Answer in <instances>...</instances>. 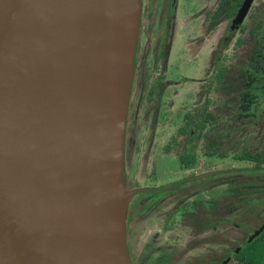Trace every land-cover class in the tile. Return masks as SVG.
<instances>
[{"label":"water","instance_id":"obj_1","mask_svg":"<svg viewBox=\"0 0 264 264\" xmlns=\"http://www.w3.org/2000/svg\"><path fill=\"white\" fill-rule=\"evenodd\" d=\"M137 3L0 0V264H130L120 185ZM87 198L103 238L78 221Z\"/></svg>","mask_w":264,"mask_h":264},{"label":"flooded vegetation","instance_id":"obj_2","mask_svg":"<svg viewBox=\"0 0 264 264\" xmlns=\"http://www.w3.org/2000/svg\"><path fill=\"white\" fill-rule=\"evenodd\" d=\"M153 2L159 10V42H153V77L145 88L140 119L143 180L131 192L127 208L130 264H264V110H249L251 104L259 103L258 97L244 92L238 111L225 115L227 127L218 137L215 134L217 118H221L216 115V87L226 84L234 55L263 43L264 0H203V5L195 7L193 49L198 48L193 58L198 61L203 48L207 57L191 107L181 113L180 122L160 148L161 153L173 157L177 172L156 183L149 167L159 143L154 136L158 100L167 83L160 43L176 0ZM151 12L143 11L141 32ZM140 54L137 46L134 75ZM177 92L172 90L171 96ZM165 103L170 108L172 97ZM130 105L129 96L124 142ZM125 159L126 168L128 155ZM156 194L155 203L140 212L146 200ZM143 229H148V234L139 239Z\"/></svg>","mask_w":264,"mask_h":264},{"label":"rangeland","instance_id":"obj_3","mask_svg":"<svg viewBox=\"0 0 264 264\" xmlns=\"http://www.w3.org/2000/svg\"><path fill=\"white\" fill-rule=\"evenodd\" d=\"M151 3L153 6L151 7ZM203 0L198 3L197 0H176L171 7L170 14L167 19L165 28V38L160 43L165 53V70L167 83L162 89L161 96L158 100V108L155 119V134L159 139V143L152 152V163L149 167L151 180L153 183L159 182L169 175L176 173L175 161L173 157L161 153L160 148L166 136L173 131L176 125L180 122L181 113L191 107V101L196 89V83L201 76V67L205 64L207 57V49L203 48L198 61L193 58V40L197 35V30L194 24L197 21L198 13L195 7L203 5ZM149 6L151 8H149ZM149 21L147 27L141 32L138 26V32L135 40L134 56L132 59V76L130 81L129 95L131 99V113L129 124L126 127L127 136L123 144V160L125 155H128L129 160L126 168L123 166L121 171L120 199L127 203L132 199L131 192L135 188H139L143 180L142 170L139 164V156L141 152L140 136L142 129L140 119L144 106V92L148 82L152 79L153 73L151 65L153 61V42L159 38L157 30L158 25V8L154 5L153 0H138L137 16L140 21L145 13L149 12ZM144 11V13H143ZM140 32V33H139ZM203 42L201 43V45ZM200 45V46H201ZM137 46L141 48V54L137 62V72H135V54ZM195 62V63H194ZM233 69L229 73L226 84L224 86L217 85L216 101L218 105L216 109L217 120L219 124L216 127L215 134L222 133L227 127L225 115L238 111V103L240 96L244 92H248L258 97L259 103L250 105L249 110H264L262 98L264 97V40L261 44L259 41L256 45H250L246 50L234 55L232 60ZM248 86V87H247ZM178 90L177 95L171 96L172 90ZM229 96L227 99H225ZM172 97L173 103L170 108L166 105L167 98ZM229 98H231L229 100ZM212 104V105H215ZM256 107V108H255ZM223 113L224 115H219ZM127 116V115H126ZM125 163V161H124ZM124 165V164H123ZM155 188V187H154ZM158 194L150 196L143 204L140 212L147 210L146 205L155 203ZM126 230V217L124 218ZM151 228H149L150 231ZM163 230L159 232L162 234ZM148 234V229H143L140 232L139 239ZM127 238V236H126ZM127 240V239H126ZM127 243V242H126Z\"/></svg>","mask_w":264,"mask_h":264},{"label":"bare ground","instance_id":"obj_4","mask_svg":"<svg viewBox=\"0 0 264 264\" xmlns=\"http://www.w3.org/2000/svg\"><path fill=\"white\" fill-rule=\"evenodd\" d=\"M74 187L71 188V194L74 192H80L81 190L79 189V187H77V185L75 183H72ZM98 192L99 190L94 187L93 188V195L94 196V200L97 202L98 201ZM75 194V193H74ZM81 197V193L80 196ZM80 209H79V216L80 219L78 220L80 222V224L82 223L83 226L88 228H94L96 230V232L99 233V236L102 237L103 235V228L102 225L100 223V219L99 218H95V213H94V208H92L91 206V202L90 200L87 198V200H80ZM86 202H88V205L86 204ZM91 224V225H90ZM103 238V237H102ZM95 247L97 250L98 255L103 257L104 254V246H102V242L98 239L95 240ZM111 259V256L109 257Z\"/></svg>","mask_w":264,"mask_h":264},{"label":"trees","instance_id":"obj_5","mask_svg":"<svg viewBox=\"0 0 264 264\" xmlns=\"http://www.w3.org/2000/svg\"><path fill=\"white\" fill-rule=\"evenodd\" d=\"M127 115V114H126ZM127 117V116H126ZM126 122V121H125ZM126 160L127 159H125L124 161H125V163H124V166H125V164H126ZM126 216H127V210H126ZM125 236H126V230H125Z\"/></svg>","mask_w":264,"mask_h":264}]
</instances>
